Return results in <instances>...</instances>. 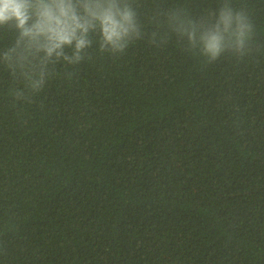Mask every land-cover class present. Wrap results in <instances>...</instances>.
<instances>
[{"label":"trees","instance_id":"obj_1","mask_svg":"<svg viewBox=\"0 0 264 264\" xmlns=\"http://www.w3.org/2000/svg\"><path fill=\"white\" fill-rule=\"evenodd\" d=\"M118 4L127 47L74 63L0 26V264H264V0Z\"/></svg>","mask_w":264,"mask_h":264},{"label":"clouds","instance_id":"obj_2","mask_svg":"<svg viewBox=\"0 0 264 264\" xmlns=\"http://www.w3.org/2000/svg\"><path fill=\"white\" fill-rule=\"evenodd\" d=\"M10 25L25 42V51L43 53V62L63 57L69 63L81 59V51L91 46L90 34L99 32L101 48L122 52L134 30V14L118 0H0V26ZM235 25V27H233ZM251 26L240 15L225 11L214 27L205 28L199 43L210 61L216 60L230 45L242 48ZM191 42L196 33L188 34ZM65 48H72L69 58ZM43 76L42 71L37 72ZM39 88V83L34 85Z\"/></svg>","mask_w":264,"mask_h":264}]
</instances>
